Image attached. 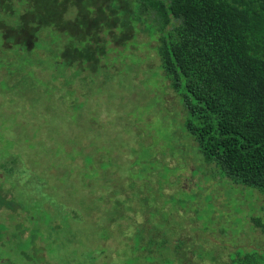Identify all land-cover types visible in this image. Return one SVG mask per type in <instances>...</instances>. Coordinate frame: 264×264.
I'll return each mask as SVG.
<instances>
[{
  "label": "trees",
  "instance_id": "obj_1",
  "mask_svg": "<svg viewBox=\"0 0 264 264\" xmlns=\"http://www.w3.org/2000/svg\"><path fill=\"white\" fill-rule=\"evenodd\" d=\"M123 1L127 8L118 4V0H0V84H8L5 90L9 91L20 86L27 90L28 84L40 78L39 73L48 72L49 80L53 74L51 85L56 87L57 99L70 100L67 94L75 92L76 83L84 85L86 90L95 88L96 78L91 77V80L88 75L96 76L102 68L103 54H98L97 45L108 42V46L124 47L132 40L137 42L134 46H138V37L142 34L143 43L148 45L146 56L150 64L159 67V75L170 91L183 97L185 129L192 144L220 169L223 178L233 180L236 186L252 188L264 197V0ZM122 9L127 11L126 17L118 19L116 14ZM121 26L126 29L122 35L117 31ZM105 30L107 35H104ZM82 43L81 51L78 47ZM62 47H66V52H62ZM133 47L130 53H135ZM115 49L118 48H111ZM135 69L147 75L140 65ZM9 91H4L5 96L10 97ZM95 122L90 124L93 133L97 130ZM28 132L23 130L25 134ZM18 137L0 138V148L2 143L8 145L5 157L0 156V211H20L25 214L24 222L31 225L37 221L35 215L41 223L50 220L44 224L50 227L53 245L61 228L86 215L96 217L95 220L104 218L100 243L108 240L111 237L108 232L114 230L108 224H122L127 228L124 231L128 242L136 245L129 257L133 264L158 263L162 247L168 245L174 246L170 256H181V264H264V255L258 251L237 252L218 263L215 257H206L193 249L184 251V234L180 233L179 240H164L170 232L163 235L164 215L158 212L156 198L152 195L151 202L146 200L152 206L144 201L145 180L126 185L127 179L117 182L121 195H116L113 175L118 163L112 154L105 156L97 152L100 144L92 142L86 132L77 146L68 138L59 140L51 136L48 141H40L51 150L52 164H60L51 168L50 174H57L59 166H78L77 178L82 182L79 193L66 192V189L62 192L70 197L79 196L80 206L86 212L81 214L78 208L55 201L46 205L29 204L25 194L17 195L18 186L11 183L13 177L20 180L35 175L33 168L28 167L32 152L22 142L37 141L38 137L31 135L22 139L23 134ZM17 142L25 148V154L18 153ZM90 142L92 145L88 144ZM55 150L59 152L57 155ZM71 150L80 155L66 157L65 152ZM34 157L39 160L37 166L46 162L38 154ZM78 158L81 165H75ZM132 168L137 169V163ZM152 173L153 179L157 173L154 170ZM101 181L105 188L96 187ZM134 189L139 191L135 198L130 196ZM159 190L164 195L176 192L175 189ZM69 234L68 245H64L82 250L73 233ZM104 253L103 248L99 259ZM98 255L94 252V264ZM86 256V252H81L78 263L85 264ZM122 256H116L117 262L120 263L118 258ZM0 264L3 263L0 261ZM166 264L174 263L167 261Z\"/></svg>",
  "mask_w": 264,
  "mask_h": 264
},
{
  "label": "rangeland",
  "instance_id": "obj_2",
  "mask_svg": "<svg viewBox=\"0 0 264 264\" xmlns=\"http://www.w3.org/2000/svg\"><path fill=\"white\" fill-rule=\"evenodd\" d=\"M118 4L127 8L123 0H118ZM125 12L118 10L116 17H126ZM105 31L104 35H107L108 31ZM117 31L122 35L126 29L121 26ZM143 38L145 36L139 34L138 46H134L137 42L132 40L124 47L118 44L108 46V42L97 45L98 54H103L102 68L96 76L88 75L96 78L95 88L86 90L84 85L76 83L75 92L67 94L70 100L57 99L54 93L56 87L51 85L53 74H50L49 80L48 72L39 73L40 78L28 84L30 90L20 86L15 91H9L5 90L8 84H0V138L7 136L17 139L22 134V139L31 135L38 137L37 141L30 139L29 142H22L32 152L28 167L36 173L33 177L20 180L11 177V184L18 186L16 194H25L29 204L46 205L55 201L59 205H72L84 214L86 211L80 206L79 196L70 197L62 192L66 189V192L73 190L75 194L79 193L82 182L77 178L78 166H59L57 174H50V169L59 163L52 164L49 156L51 150H47L48 146L40 141H48L51 136L59 140L68 138L77 146L86 132L92 142L94 140L100 144L97 152L105 156L112 154L118 163L119 167L115 168L117 173L114 171L113 175L116 195H121L118 183L124 182V179H127L124 184L145 180L144 201L147 206H152L147 201H152V195L156 198L158 212L164 215L163 235L170 232L164 240H179L184 234V251L193 249L206 257H215L218 263H222L225 257L235 256L237 252L258 251L264 255V197L252 188L236 186L233 180L223 178L220 169L192 144V138L185 129L183 97L170 91L159 75V67L155 65L154 68L150 64L146 56L148 45L143 43ZM82 44L78 47L81 51L84 47ZM114 47L118 49L112 51ZM132 47L135 53H130ZM62 52H66V47H62ZM138 65L147 75L141 69L140 72L135 69ZM4 91H9L10 97L5 96ZM95 120L97 130L93 133L90 124ZM23 130L29 132L25 134ZM22 144L17 142L18 153L25 154ZM88 144L92 145L91 142ZM1 146L4 151L0 148V156L5 157L8 145L2 143ZM58 153L55 150V155ZM35 154L46 162L42 161V165L37 166L39 160L34 157ZM78 155L75 150L65 152L69 158ZM97 162L100 166V161ZM80 163L78 158L75 165ZM136 163L138 168L130 169ZM87 164L90 165L91 161ZM153 170L157 176L152 179ZM38 175L41 178L38 179ZM103 183L97 182V186H93L105 188ZM162 188L166 191L175 189L176 192L164 195L159 190ZM24 189L27 191L22 192ZM138 193L136 189L131 190L130 196L135 198ZM24 216L20 211H0V261L3 264H81L78 263L81 252L87 254L85 264H94V252L98 255L103 248L105 253L101 254L100 259L97 256L95 264H124V261L133 264L129 257L134 251V243L128 242L124 231L127 228L122 224H108L114 230L111 233L107 230L111 237L100 243L104 218L97 217L99 220H95L96 217L85 215L61 228L56 236V245H53L50 227L44 224L50 220L41 223L39 216L35 215L37 221L31 222V225L24 222ZM70 231L74 240L81 243L82 250L69 249L64 245H68ZM172 248L173 245L163 246L156 264H166L167 261L181 264V256H170ZM116 256H122L118 258L120 263Z\"/></svg>",
  "mask_w": 264,
  "mask_h": 264
}]
</instances>
